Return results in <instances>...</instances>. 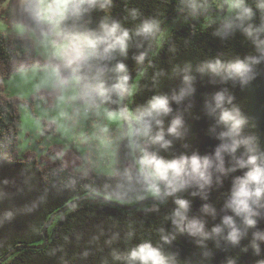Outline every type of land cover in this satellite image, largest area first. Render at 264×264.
Instances as JSON below:
<instances>
[{
	"label": "clouds",
	"instance_id": "clouds-1",
	"mask_svg": "<svg viewBox=\"0 0 264 264\" xmlns=\"http://www.w3.org/2000/svg\"><path fill=\"white\" fill-rule=\"evenodd\" d=\"M114 7V0H15L11 27L23 43L25 58L14 61L12 80L28 86V98L18 107L45 131L88 144L97 153L123 154L112 177L115 188L104 186L103 191L112 188V195L105 199L114 196L126 202L130 195L137 202L152 199L157 202L155 211L159 205L174 203L166 217L171 230L159 229L156 241L149 238L124 250L113 249V261L187 264L170 250L181 236L190 237L204 258L211 259L209 242L217 248L222 244L239 247L250 233L243 251L251 249L260 256L264 149L255 122L228 87L205 98L204 114L214 122L209 135L220 142L214 154L177 153L175 147L178 142L186 150L191 147L186 116L192 114L191 101L200 79L213 85L248 87L259 75L257 70L264 64V0H225L222 12L212 20L215 38L226 41L240 34L252 47L251 53L225 58L221 52L196 65H177L171 79L179 81V87L170 92L157 89L139 103H133L140 91L138 77L145 62L151 64L155 42L164 29L158 18H141L136 8L127 10L128 17L139 23L127 27L111 15ZM179 10L186 13L185 19L207 16L210 0H180ZM166 75L163 70L157 73ZM64 155L63 150L58 153L61 158ZM238 172L243 174L235 175ZM228 178L231 188L220 210L224 215L219 224L209 226L208 218L215 221L220 215L209 202L211 192L223 188ZM93 191L102 194L99 188ZM197 197L204 201L201 215H192V200ZM5 218L13 219V213H5ZM119 238L118 233L113 235L108 244ZM227 264L237 260L229 258ZM257 264H264V259Z\"/></svg>",
	"mask_w": 264,
	"mask_h": 264
},
{
	"label": "trees",
	"instance_id": "trees-1",
	"mask_svg": "<svg viewBox=\"0 0 264 264\" xmlns=\"http://www.w3.org/2000/svg\"><path fill=\"white\" fill-rule=\"evenodd\" d=\"M216 1L221 5L225 3V0H210L209 13H216ZM14 2L15 0H0L1 19L12 23ZM5 3L6 8L2 9L1 5ZM114 3L111 15L121 19L127 27H134L139 23L128 17L127 10L132 8L139 9L141 18H158L162 28L176 16H186V13L179 10L180 0H114ZM204 18L205 16L188 18V27L173 32L162 44L159 39L155 42L150 56L151 64L145 62V70L139 80L140 91L133 97V103L141 102L157 89L170 92L172 88H178L179 81L171 79L177 65L183 66L187 62L196 65L208 56L221 52L225 58H230L233 55L243 57L253 51L240 34L226 41L215 38L213 23L206 28L201 26ZM24 58L23 43L15 36L0 32V90L4 89L5 81L12 76L14 61ZM129 65L135 70L131 60ZM161 70L167 72V75L157 76ZM216 86L218 85L211 84L206 78L200 79L196 85L195 98H206L219 91L221 88ZM226 87L233 90L236 102L242 108L244 102L235 87ZM21 103L19 98L0 97V164L22 168L32 173L34 178L15 196L8 194L7 189L3 188L6 177L0 172V264H104L106 259L108 264H118L111 258L113 249L124 250L149 238L156 241L159 240V229L171 230L170 221L166 217L175 207L172 201L167 206L159 205V211H155L153 209L157 202L152 199L137 202L134 195H130L126 202H120L114 196L105 199L112 195V188L116 186V180L112 177L122 163V153L115 154L114 174L109 176L83 167L85 161L82 155L59 145L50 147L40 156L33 151L20 154L21 114L18 105ZM184 107H187V103ZM186 119L191 127L188 140L191 147L186 150L178 142L175 151L198 150L202 155L214 154L220 143L209 135L208 130L214 122L198 107H192V114L186 116ZM61 150L66 152L62 158L58 156ZM242 174L238 172L235 175ZM82 176L86 178H81ZM106 184H110L112 188L103 191ZM97 188L102 192L99 196L93 191ZM230 188L231 178H228L223 188L212 190L209 202L215 204L218 211L223 208L224 194ZM188 198L192 199L190 194ZM91 199H99L101 203L90 204L88 202ZM82 201H86L85 205L76 207ZM203 203L199 197L193 199L191 214L201 215ZM7 212H12L14 218L7 220ZM223 215V211H220L215 221L209 217V226L219 224ZM259 224V230L264 231V220ZM117 233L119 240L109 245L108 241ZM129 233L134 235L129 238ZM250 238L251 233L245 247L249 245ZM176 241L198 249L190 237L181 236ZM213 245V242H209V247ZM261 248L260 256L255 255L251 249L248 252L242 250L240 255L231 251L221 264H227L229 258L236 259L237 264H257L258 260L264 259V245ZM85 253L88 255L85 256Z\"/></svg>",
	"mask_w": 264,
	"mask_h": 264
},
{
	"label": "rangeland",
	"instance_id": "rangeland-1",
	"mask_svg": "<svg viewBox=\"0 0 264 264\" xmlns=\"http://www.w3.org/2000/svg\"><path fill=\"white\" fill-rule=\"evenodd\" d=\"M215 6L217 8L216 13H209L205 16L201 26L206 28L212 24V20L215 16L221 13L222 5L219 1H216ZM189 19H185V16L180 14L166 23L163 28L164 31L160 34L159 43L162 44L164 39L168 38L173 32L189 26ZM10 22L0 18V32L7 35H12V27ZM141 75L138 77V83ZM218 85V84H217ZM227 85H218L217 88L226 87ZM27 85L18 84L17 81L12 80V76L4 83V89L0 90V97H15L21 100L27 99ZM232 94L233 90L231 91ZM20 105V104H19ZM21 114V124L19 132V152L24 154L27 151L36 152L39 156L45 154L50 147L62 146L64 149H72L84 157L83 167H89L95 173H101L104 175H113L114 167L116 164L115 153H97L94 148H91L88 144L74 141L70 137L64 138L61 133H54L45 131L41 126H38L33 118L19 108ZM43 133V134H42ZM0 172L5 175L6 180L2 185L6 188V192L10 195H18L24 190L33 180L32 173L17 167H10L6 163L0 164ZM86 201L80 202L76 207L85 205ZM88 203L100 204L99 199H91ZM153 206V205H151ZM150 206V207H151Z\"/></svg>",
	"mask_w": 264,
	"mask_h": 264
},
{
	"label": "water",
	"instance_id": "water-1",
	"mask_svg": "<svg viewBox=\"0 0 264 264\" xmlns=\"http://www.w3.org/2000/svg\"><path fill=\"white\" fill-rule=\"evenodd\" d=\"M257 71L259 75L248 87H241L239 84H236V87L241 96L249 101L244 112L255 122L257 126L256 133L260 138L261 148L264 149V64H261ZM191 103L193 107L204 110L205 98H194ZM247 243L248 239L243 240L239 247L222 244L221 247L217 248L213 245L210 247L212 251L211 259H205L202 250L187 247L178 241H173L170 250L177 254L179 260L185 261L187 264H221L222 260L231 251L236 255H240Z\"/></svg>",
	"mask_w": 264,
	"mask_h": 264
},
{
	"label": "flooded vegetation",
	"instance_id": "flooded-vegetation-1",
	"mask_svg": "<svg viewBox=\"0 0 264 264\" xmlns=\"http://www.w3.org/2000/svg\"><path fill=\"white\" fill-rule=\"evenodd\" d=\"M234 87H235L236 91L238 92V94L240 95L242 101L244 102V106L242 107V109H243V111H244V110L246 109V106L248 105L249 101L245 100V99L241 96L240 92L237 90L236 85H235ZM255 131H256V129H255ZM259 228H260V224H259Z\"/></svg>",
	"mask_w": 264,
	"mask_h": 264
},
{
	"label": "crops",
	"instance_id": "crops-1",
	"mask_svg": "<svg viewBox=\"0 0 264 264\" xmlns=\"http://www.w3.org/2000/svg\"><path fill=\"white\" fill-rule=\"evenodd\" d=\"M7 1H9V0H7ZM1 8H2V9H3V8H6V3L3 4V5H1Z\"/></svg>",
	"mask_w": 264,
	"mask_h": 264
}]
</instances>
